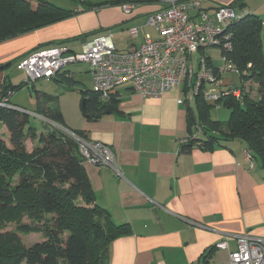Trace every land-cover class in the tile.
Instances as JSON below:
<instances>
[{"label":"crops","instance_id":"obj_1","mask_svg":"<svg viewBox=\"0 0 264 264\" xmlns=\"http://www.w3.org/2000/svg\"><path fill=\"white\" fill-rule=\"evenodd\" d=\"M223 4L235 6L236 11L248 10L264 20V0H202L201 8L212 13ZM159 7L160 1L137 3L129 15L118 5L86 10L75 7L76 13L70 17L1 40L0 65L43 44L41 47L65 43L78 52L85 39L76 37L92 31L109 30L115 47L125 49L138 43L144 32L157 35L143 24L146 14ZM132 26H141L138 35L129 34ZM260 40L264 59L263 25ZM85 65L77 69L66 65L44 80L56 81L62 93L60 77L77 83L75 76L90 80ZM12 66L14 63L0 68V96L3 84L14 79ZM75 70L83 72L77 74ZM112 95L118 100V113L96 119H86L82 114L73 120L66 119L62 106L64 115L60 110L66 128L78 129L83 138L106 144L119 166L121 175L117 176L106 166L82 161L95 202L109 212L113 223H126L131 229L110 242L109 264H204L201 256L210 248L206 264H219L227 261L229 250L235 247L233 239L228 240V249L214 247L225 236L246 232L264 237V171L258 161L248 169L242 144L233 140L225 146L184 147L191 127L186 107L176 101L178 92L143 97L123 83ZM36 96L51 99L45 93L37 92ZM0 136L8 138L1 123Z\"/></svg>","mask_w":264,"mask_h":264},{"label":"trees","instance_id":"obj_2","mask_svg":"<svg viewBox=\"0 0 264 264\" xmlns=\"http://www.w3.org/2000/svg\"><path fill=\"white\" fill-rule=\"evenodd\" d=\"M80 1L84 5L79 8L86 10L160 0ZM74 13L76 9L67 10L46 0H0V41L63 20ZM261 27V20L254 14H247L229 25L233 49L226 55L240 71L239 86L244 94L241 100L227 97L222 101L221 107L229 109L228 118L221 121L210 117L209 110L214 105L198 97L186 107V114L191 131L194 124H202L200 143L196 146H225V142L234 140L242 144L243 149H249L253 166L258 161L264 171ZM96 33L86 32L76 38L87 39ZM28 53L0 65V68L5 69L13 63L15 66ZM243 70H246L245 74ZM59 81L68 86L75 83L64 76ZM22 85L27 82L4 83L0 98L7 90L13 93ZM80 92L84 100L81 113L86 119L118 113V100L114 95L100 100L89 89L81 88ZM37 99L36 113L56 125L44 122L37 128L31 125V116L27 112L0 106V123L8 133L7 139L0 136V264H109L110 242L128 234L131 229L126 223H113L109 212L95 202L76 140L63 128L83 138L82 131L65 127L62 113L50 103L49 97ZM26 140L30 141V150L26 148ZM192 145L193 140L183 144L187 148ZM24 217L28 222L23 221ZM9 223L15 225L14 229H6ZM29 233H42L44 239L26 246L19 234ZM211 250L201 256L204 264L208 263Z\"/></svg>","mask_w":264,"mask_h":264},{"label":"built area","instance_id":"obj_3","mask_svg":"<svg viewBox=\"0 0 264 264\" xmlns=\"http://www.w3.org/2000/svg\"><path fill=\"white\" fill-rule=\"evenodd\" d=\"M202 0H160V7L146 14L143 26H150L156 36L144 32L138 43L125 49H117L112 33L99 32L85 39L78 52L65 43H53L30 51L15 63L25 74L27 83L48 79L71 63H86L90 74L91 91L100 100H106L114 88L127 83L143 97H158L164 92L175 91L178 104L185 107L198 97L214 107H221L227 97L241 100L244 90L238 84L227 83L223 77L240 71L228 59L226 53L233 49L229 25L249 14L248 10L236 11L232 5H218L212 13L201 8ZM129 15L137 7L134 2L119 5ZM264 26V20L261 21ZM141 26L128 29L131 36L138 35ZM219 48L222 65L213 64L207 49ZM195 55V58L193 57ZM249 65V64H248ZM246 70L242 73L245 74ZM66 76H69L66 74ZM11 91L0 98V106L22 110L10 104ZM54 124L53 122H49ZM56 125V124H54ZM63 128L61 126H58ZM76 140L84 161L106 166L120 176L119 166L110 148L96 140H87L63 128ZM202 124H194L183 143H200ZM250 169L253 160L249 149L242 150ZM235 247L229 250L228 259L219 264H264V237L243 232L225 236L214 244L215 248L228 249V240Z\"/></svg>","mask_w":264,"mask_h":264},{"label":"rangeland","instance_id":"obj_4","mask_svg":"<svg viewBox=\"0 0 264 264\" xmlns=\"http://www.w3.org/2000/svg\"><path fill=\"white\" fill-rule=\"evenodd\" d=\"M58 7H62L64 9H76L75 7H80L83 4L80 0H46ZM126 27L124 26L123 29ZM125 35V33H123ZM207 52L210 54L213 64L216 66H220L223 64L220 55H219V48L213 47L212 49H207ZM195 58V55L193 56ZM76 64V65H73ZM86 63H71L67 66H70V69H77V68H85ZM81 73L83 70H75V73ZM11 74L14 75V79L12 82V85L20 84L21 81L24 80V73L21 70H18L15 68V66L11 67ZM224 81L227 83L230 81L231 83L241 85L238 77L235 74H226L222 76ZM75 81H79L86 87L87 89H91V82L87 78V80L82 81L78 76H75ZM80 83L75 82L74 85H67L65 83H59L62 87V93L57 90L58 83L56 81H52L51 83L45 81L44 79H37L33 82L27 83V85H22L20 88L16 89L11 95V103H16L17 105H20L23 107L28 114L31 116L30 123L31 125L40 128L44 122H51L50 120L46 119L42 115H39L36 113L38 111V99H37V92L45 93L51 96L50 103L52 105L57 106L59 110L62 111L63 115V109H65V112L67 113L66 119H73L76 120V115L82 117L81 109L82 106V95L79 89L82 88ZM61 93V94H59ZM63 109H62V107ZM75 110L77 113L75 114ZM34 111V112H33ZM229 109L226 107H210L209 114L210 117L214 119H218L221 121H224L229 116ZM67 121V120H66ZM68 123V122H67ZM26 148L28 150L31 149L30 147V141L26 140ZM23 221L28 222V219L26 217L23 218ZM14 224L9 223L6 226V229L12 230L14 229ZM21 241L26 245L29 246L35 242L42 241L43 235L42 233H29V234H19Z\"/></svg>","mask_w":264,"mask_h":264},{"label":"water","instance_id":"obj_5","mask_svg":"<svg viewBox=\"0 0 264 264\" xmlns=\"http://www.w3.org/2000/svg\"><path fill=\"white\" fill-rule=\"evenodd\" d=\"M83 103H84V100H82V107H83ZM21 111H25V110H21ZM26 112V111H25Z\"/></svg>","mask_w":264,"mask_h":264}]
</instances>
